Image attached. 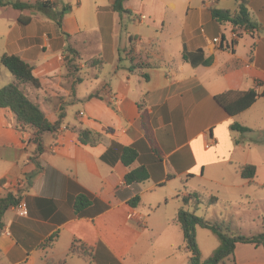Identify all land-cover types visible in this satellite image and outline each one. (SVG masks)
<instances>
[{"label": "crops", "instance_id": "1", "mask_svg": "<svg viewBox=\"0 0 264 264\" xmlns=\"http://www.w3.org/2000/svg\"><path fill=\"white\" fill-rule=\"evenodd\" d=\"M116 1L72 0L60 25L35 8L0 5V56L15 54L33 66L40 87L22 83L20 88L49 121L62 116L54 135H42L37 152L33 128H20L14 114L0 108V199L13 193L27 207L24 215L11 204L2 212L0 264L64 259L66 264H185L188 252L179 225L167 215L154 217L160 205L144 214L140 201L136 207L127 202L124 175L142 163L150 176L139 184L140 199L146 190L173 180L181 183L179 190L174 186L182 198L193 190L208 195L220 188L264 185V156L251 184L240 176L237 165L253 164L249 150L254 147L245 146L237 136L243 132L230 127L238 123L264 131V96L232 115L214 99L227 91L264 88V0H244L251 27L220 22L210 13L211 8L235 13L238 0H120L128 11L122 15L110 8ZM8 8L18 13L7 15ZM233 31L238 37H231ZM61 34L73 41L68 44L76 53L74 67L66 65L73 54ZM215 36L223 39L218 48L208 42ZM184 52L195 63L211 62L192 64ZM3 70L0 86L14 81ZM81 128L99 133L98 141L81 143ZM139 140L150 148H139L141 160L126 166L100 159L111 141ZM18 179L24 184L16 188ZM80 189L108 208L77 216L68 194ZM197 234L196 228L198 243ZM74 242L88 249V260L69 252ZM247 252L261 260L245 257ZM234 262L264 264V249L237 243Z\"/></svg>", "mask_w": 264, "mask_h": 264}, {"label": "trees", "instance_id": "2", "mask_svg": "<svg viewBox=\"0 0 264 264\" xmlns=\"http://www.w3.org/2000/svg\"><path fill=\"white\" fill-rule=\"evenodd\" d=\"M55 0H34L31 2L0 0V5H10L15 9H39L53 10L49 2ZM238 10L231 13L228 10L220 8H211L210 13L212 17L218 21H229L237 27H251V19L244 0H238ZM116 10L120 15L128 13L120 6V0H117L110 6ZM70 7L66 4L61 6V10L57 11V15H51L58 25L61 24L63 14L67 13ZM18 21L22 22L18 17ZM239 35V34H238ZM73 54L70 58L66 59V65L74 67L73 60L76 53L73 49L68 48ZM185 60L190 61L192 64H209L211 58H202L197 63L189 58L187 53L182 54ZM0 64H2L14 77V81L0 86V108H8L13 114L16 124L23 128L30 126L34 130L36 151L40 152L42 149V135L50 132L53 135L59 128L61 122V115L54 122L47 119L44 111L39 104L30 99L20 88V84L29 83L34 88L40 87L39 79L33 73V66L24 61L18 55L4 53L0 56ZM264 96V88L261 92L255 89H249L244 92L227 91L214 96L215 101L228 113L236 114L247 109L258 97ZM231 129L240 130L242 132L248 131V127L241 126L238 123L231 124ZM99 139V133L93 132L89 129L78 130V140L83 144H93ZM144 140H139L131 145H122L117 141H111L107 149L100 155V159L108 164H114L116 161H121L124 165L128 166L136 159H140L139 148L144 151L147 148L141 146ZM237 169L240 176L247 179L251 184L256 175V165L252 163H239ZM150 176L149 166L140 164L139 166L130 169L124 175L125 191L128 196V204L136 207L140 201V183ZM264 189V185H260ZM119 193V192H118ZM118 193H116L118 195ZM17 195L7 193L5 197L0 199V217L2 212L10 205L16 202ZM183 205L177 208L176 214L173 218L182 232L184 247L188 252L185 264H235L234 262V249L237 243H250L255 246H262L264 249V230L251 233L249 235L234 234L229 232L226 224L219 218L209 219L197 215V210L201 204L205 208L216 205L218 196L215 194H205L204 192L193 190L187 196L183 197ZM68 202L72 205L74 213L77 216H93L108 208V204L100 201L94 197L90 192L85 189H80L75 195L68 194ZM207 228L211 230L219 240L218 246L212 251L211 255L202 258L201 251L196 240V228ZM70 253H77L82 258L88 260L90 253L88 249L82 247L75 242L72 243ZM46 264H66L65 259L53 262L47 261Z\"/></svg>", "mask_w": 264, "mask_h": 264}, {"label": "rangeland", "instance_id": "3", "mask_svg": "<svg viewBox=\"0 0 264 264\" xmlns=\"http://www.w3.org/2000/svg\"><path fill=\"white\" fill-rule=\"evenodd\" d=\"M66 4L69 7L72 4V0H60L58 7L56 8V3L49 2V5L52 7L51 11H47L45 9L37 11L39 15H42L43 18H46V15H57L56 12L61 10V5ZM7 15H14L18 13V11L13 10L12 8H8ZM1 11V10H0ZM27 12V11H24ZM52 17V16H51ZM54 21L56 19L52 18ZM50 20V19H49ZM53 24L55 25L54 21ZM59 31V28H58ZM63 37V43L65 48L68 50L69 44L73 42L72 40H68L67 34H61ZM70 41V42H69ZM72 44V43H71ZM52 48H48L47 53L52 52ZM70 54V53H69ZM85 55L86 52L83 51ZM72 55V54H71ZM0 68L5 69L2 64H0ZM6 71V70H3ZM8 71V70H7ZM9 72V71H8ZM6 72V74L8 73ZM9 75V74H7ZM3 81V74H0V83ZM3 86V85H1ZM239 138H242L245 146H253L249 150L251 152V156L249 160L254 161L253 164L261 167L262 158L264 156V131L259 130L256 127L251 129L248 128V131L243 132L242 135H237ZM262 142V143H260ZM253 143H257L256 146ZM264 165V164H263ZM261 173H264V168L260 169ZM180 185V188H183L181 183L178 180H173L167 184L166 187L160 188L156 187L153 190H146L141 194L140 203L138 209L142 211V213H151L157 206L160 205L159 210L155 214L154 217H162L163 215L169 216L170 219H173L178 206L183 205L182 197H176L177 193H175V186ZM219 199L215 206L205 208L201 206V209L197 210V215L208 218V216H212V219L219 218L222 220L229 232L234 234H242L249 235L251 233H257L264 230V189L261 187H246L240 191H235L233 188H220L214 191ZM167 202V203H166ZM166 203V204H165ZM198 234L197 239L198 243L201 246L203 255L202 257H208L211 255L212 250H214L218 244V237L206 228L197 227ZM209 235V237L206 236ZM151 241V240H150ZM250 244V243H248ZM241 246L240 248H242ZM214 248V249H212ZM182 251H184L182 249ZM184 253V252H183ZM248 256H245L249 259L261 260V256L259 254L247 252ZM228 262V261H227ZM174 264V263H172ZM227 264V263H225ZM229 264V263H228Z\"/></svg>", "mask_w": 264, "mask_h": 264}, {"label": "built area", "instance_id": "4", "mask_svg": "<svg viewBox=\"0 0 264 264\" xmlns=\"http://www.w3.org/2000/svg\"><path fill=\"white\" fill-rule=\"evenodd\" d=\"M231 37L232 38H236L238 37V34L236 31H233L231 33ZM209 44H211L213 47H220L223 43V39L221 36H215L212 38L208 39ZM24 184V181L22 179H18L13 186H15L16 188L22 186ZM11 207L19 214V215H24L26 213L27 207H26V201L24 198H16V202H14L13 204H11ZM131 216V215H129Z\"/></svg>", "mask_w": 264, "mask_h": 264}]
</instances>
